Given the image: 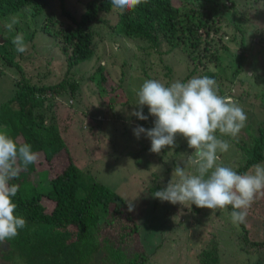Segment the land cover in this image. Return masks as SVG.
I'll return each mask as SVG.
<instances>
[{"label": "rangeland", "instance_id": "374dc122", "mask_svg": "<svg viewBox=\"0 0 264 264\" xmlns=\"http://www.w3.org/2000/svg\"><path fill=\"white\" fill-rule=\"evenodd\" d=\"M86 1L63 0V8L78 19ZM177 2L170 0L172 5ZM37 7L41 9L39 12ZM196 9H206L216 29L207 45L209 51L217 54V60L203 59L204 64L199 67L165 43L159 46L160 53L144 55L137 47L145 43L122 39L111 28L117 20L114 10L97 14L92 24L96 32L92 56L77 62L69 70L61 52L63 44L57 38L49 40L46 35L33 34L49 14L56 16L63 27L70 23L61 15L59 0H42L0 19V104L10 98L16 83L23 79L39 86L55 85L62 79L66 82L67 92L59 97L47 96L46 116L48 120L54 117L67 153L77 166L120 195L128 209L132 204L130 212L140 225V236L138 241H128L127 246H142L147 259L143 264H200L194 255L211 240L217 242L218 264H227L229 259L232 264H248L255 258H252V250L244 254L232 243L234 233H240L239 225L231 222L233 209L211 210L190 202L172 204L153 196L155 191L167 186L175 166L183 167V161L186 162L188 155L193 153L187 140L178 134L173 146L153 153L150 139L144 134L137 138L133 132L138 125L151 129L155 120L146 106L143 113L148 116L147 120L131 115L134 109L139 110L133 89H138L148 79L167 86L177 80L186 82L193 77H203L205 71L215 73L218 94L237 101L247 116L236 137L216 133L218 138L230 144L227 152L219 153L217 163L234 170L238 165L242 166L244 163L236 144L249 149L250 138L257 137V128L263 127L264 0H200ZM13 17L19 22L9 31L6 24ZM17 33L23 34L28 46L24 53L16 52L11 43ZM3 54L11 59L7 65ZM13 62L19 65L21 72ZM97 64L107 72L103 82L105 88L119 89L113 107L90 78ZM141 66L146 75L140 71ZM69 88L74 90L73 95ZM262 151L263 160L258 164L264 165V132ZM37 153L36 167L44 171H40L35 179L44 174L54 175L67 165L63 154L48 162L40 152ZM192 170L191 166L186 168V171ZM156 184L158 188L150 192L148 188ZM244 224L249 237L255 241L264 240V193H258L254 198ZM2 250H5L3 245L0 252ZM1 256L0 253V264H11L13 260L15 264L20 262L15 255L7 261ZM91 264H98L96 256Z\"/></svg>", "mask_w": 264, "mask_h": 264}, {"label": "trees", "instance_id": "16d2710c", "mask_svg": "<svg viewBox=\"0 0 264 264\" xmlns=\"http://www.w3.org/2000/svg\"><path fill=\"white\" fill-rule=\"evenodd\" d=\"M40 1L0 0V19ZM198 1L178 0L177 5H172L170 0H147L123 14L116 12L117 20L111 28L122 39L145 43L137 47L144 55L160 53L159 46L165 43L169 49L180 51L199 67L204 64L203 59L216 61L217 54L209 51L207 43L216 30L214 22L206 9H196ZM59 9L70 22L66 27L56 16L49 14L33 34L46 35L49 40L57 38L63 44L61 52L69 70L77 62L92 56L96 35L92 24L99 12H112L113 9L110 0H88L78 19L65 11L63 0H59ZM40 10L37 7L36 11ZM2 57L6 65L11 62L7 55ZM12 64L21 72L17 63ZM101 68L97 64L90 78L94 79L100 94L113 107L116 102L114 96L119 89L105 88L103 82L107 79V72ZM140 71L146 75L143 66ZM202 76L214 79L215 73L205 71ZM69 90L73 95L74 90ZM65 92L67 84L63 79L55 85L44 86L23 79L16 83L10 98L0 104V131H6L18 144H30L32 150L40 152L48 162L60 154L65 155L67 161V165L54 175L44 174L35 179L44 170L37 169L33 164L10 181V184L19 186L13 198L17 205L15 214L26 220V226L19 230L15 238L2 244L5 250L0 252L1 257L7 261L15 255L20 261L18 264H91L95 256L98 264H143L147 259L142 246H127L128 241L139 240L140 225L124 199L77 166L67 153L54 117L48 120L46 116L47 96L59 97ZM261 97L264 100V95ZM263 132L264 124L257 128V137L250 138L249 149L236 144L244 163L236 169L239 174L263 160ZM156 188L157 184L148 189L153 192ZM227 208L232 209L231 206ZM239 228L240 233H234L233 245L239 246L244 254L252 250V258H255L250 263L264 264V240L255 241L249 237L244 223ZM216 244L211 240L208 246L201 248L194 255L196 261L218 264ZM232 262L227 260V264ZM11 264H15L14 260Z\"/></svg>", "mask_w": 264, "mask_h": 264}, {"label": "clouds", "instance_id": "9594fccd", "mask_svg": "<svg viewBox=\"0 0 264 264\" xmlns=\"http://www.w3.org/2000/svg\"><path fill=\"white\" fill-rule=\"evenodd\" d=\"M147 0H110L114 11L123 14L133 10ZM18 18L13 17L6 28L11 31ZM11 43L15 51H27L22 33H17ZM137 97L133 110L139 120H147L143 108L147 106L149 115L155 117L154 127L145 129L137 126L134 135L144 134L151 141L150 151L160 153L171 147L179 134L187 140L188 148L194 149L181 167L177 164L167 186L155 191L153 196L162 202L172 204L191 203L199 208L211 210L231 206V222L243 224L247 209L258 193H264V165H253L249 171L239 174L229 166L217 163L219 153L228 151L230 144L217 137H236L247 120L244 109L230 97L220 96L213 78L193 77L186 82L179 80L165 85L158 80H145L138 89H133ZM39 154L28 143H17L6 131H0V245L15 238L19 230L26 226V220L17 216V205L13 198L19 186L10 184L21 171L36 164ZM191 166L192 171H186ZM129 211L133 206L129 204Z\"/></svg>", "mask_w": 264, "mask_h": 264}]
</instances>
